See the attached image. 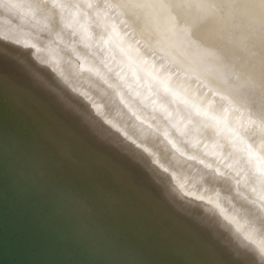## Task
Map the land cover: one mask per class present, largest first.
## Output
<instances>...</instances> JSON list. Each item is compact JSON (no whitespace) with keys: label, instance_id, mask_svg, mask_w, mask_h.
Instances as JSON below:
<instances>
[{"label":"clouds","instance_id":"9594fccd","mask_svg":"<svg viewBox=\"0 0 264 264\" xmlns=\"http://www.w3.org/2000/svg\"><path fill=\"white\" fill-rule=\"evenodd\" d=\"M0 51L225 264H264V0H0Z\"/></svg>","mask_w":264,"mask_h":264},{"label":"bare ground","instance_id":"6f19581e","mask_svg":"<svg viewBox=\"0 0 264 264\" xmlns=\"http://www.w3.org/2000/svg\"><path fill=\"white\" fill-rule=\"evenodd\" d=\"M20 71L0 51V101L10 114L0 119V145L12 138L19 145L20 131L24 142L5 170L36 175L60 201L65 222L80 225L77 235L100 238V248L120 264H225L223 253L172 212L143 171L78 131L29 77L16 78Z\"/></svg>","mask_w":264,"mask_h":264},{"label":"water","instance_id":"95a60500","mask_svg":"<svg viewBox=\"0 0 264 264\" xmlns=\"http://www.w3.org/2000/svg\"><path fill=\"white\" fill-rule=\"evenodd\" d=\"M7 112L0 101V119ZM14 124L10 120V128ZM21 135L16 134L19 145L12 137L0 145V264H120L122 259L107 255L93 238L77 235L80 225L65 222L69 219L60 201L43 189L36 175L5 170L24 147Z\"/></svg>","mask_w":264,"mask_h":264},{"label":"rangeland","instance_id":"374dc122","mask_svg":"<svg viewBox=\"0 0 264 264\" xmlns=\"http://www.w3.org/2000/svg\"><path fill=\"white\" fill-rule=\"evenodd\" d=\"M17 79L18 78H23V79H25L26 81H27V78H28V74L25 72V71H20V74L16 77ZM13 81H15V80H13ZM88 231H86V235L88 236V234H89V232L87 233ZM84 237H85V235H84ZM89 237V236H88ZM90 238H93L97 243H99L98 241H99V239L100 238H98L97 236H94V237H90ZM90 238H86L85 237V239H90ZM93 241V240H92Z\"/></svg>","mask_w":264,"mask_h":264}]
</instances>
